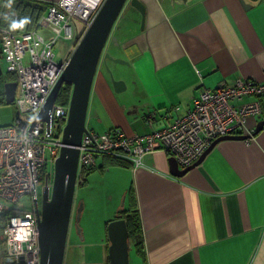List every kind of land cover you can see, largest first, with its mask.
<instances>
[{
    "label": "crops",
    "instance_id": "1",
    "mask_svg": "<svg viewBox=\"0 0 264 264\" xmlns=\"http://www.w3.org/2000/svg\"><path fill=\"white\" fill-rule=\"evenodd\" d=\"M6 2L0 0V15ZM140 2L142 29L140 14L127 2L128 20L117 23L106 42L89 96L88 130L149 134L183 117L204 90L264 80V0ZM105 53L125 66L115 78L104 73L106 63L115 62L104 60ZM254 100L261 115L247 118L242 135L253 134L264 119V94L232 101ZM94 121L99 132L90 129ZM103 158L95 171H113L108 189L122 196L106 224L123 220L116 216L127 208L129 191L140 214L144 251L130 250L127 240L129 264L132 252L136 264H264V128L247 140L219 142L180 178L170 174V157L161 150L144 155L137 170L106 165ZM107 225L99 242L66 243L63 264H109Z\"/></svg>",
    "mask_w": 264,
    "mask_h": 264
},
{
    "label": "built area",
    "instance_id": "2",
    "mask_svg": "<svg viewBox=\"0 0 264 264\" xmlns=\"http://www.w3.org/2000/svg\"><path fill=\"white\" fill-rule=\"evenodd\" d=\"M102 2L60 0L41 17L38 29L18 34L0 28V54L6 64V73L14 75L17 82L12 104L14 122L0 127V213L6 205L31 196L27 210L8 219L2 229L10 262L40 264L37 209L40 210L42 195L39 197L37 189L40 186L43 193L45 188L51 191L53 187L54 163L62 147L68 107L55 102L48 132L44 122L33 124V121ZM44 28L51 31L47 37L39 33ZM59 36L68 47L60 60H56L53 48ZM263 94L264 80L237 79L233 85L220 83L213 90L202 91L192 99V108L183 117L158 131L125 137L115 129L100 138L99 134L87 129L77 147V182L80 183L83 170L95 166L96 159L104 154H119L137 170L143 167L144 155L161 150L173 157L180 169L190 167L212 141L238 135L249 116L260 117L258 101L240 106H234L232 101ZM56 122H61L60 131L54 130Z\"/></svg>",
    "mask_w": 264,
    "mask_h": 264
},
{
    "label": "water",
    "instance_id": "3",
    "mask_svg": "<svg viewBox=\"0 0 264 264\" xmlns=\"http://www.w3.org/2000/svg\"><path fill=\"white\" fill-rule=\"evenodd\" d=\"M129 3L141 16V29L144 25L145 7L140 0H103L92 23L75 46L67 66L52 89L39 114L33 121L44 122L46 131L50 128V113L56 97L64 83L72 86L68 103V115L62 130V147L54 163V179L51 191L44 189L40 210L37 209L38 247L40 264H63L69 221L73 209V196L77 179L78 146L83 133L87 132L86 113L93 80L102 57L104 47L114 23L126 3ZM247 7L248 5H244ZM103 59L121 62L105 53ZM2 68L0 66V77ZM112 76V74H111ZM17 82L6 81L3 85L4 102L14 101ZM264 128V119L256 124L253 134L227 135L212 141L203 155L190 167L180 169L173 157L168 159L169 171L173 177L180 178L197 166L209 151L224 140H247ZM38 206V204H37ZM81 209L77 210V219ZM109 264H129L128 230L124 220L108 223ZM22 260V259H21ZM23 263L22 261L20 262Z\"/></svg>",
    "mask_w": 264,
    "mask_h": 264
},
{
    "label": "rangeland",
    "instance_id": "4",
    "mask_svg": "<svg viewBox=\"0 0 264 264\" xmlns=\"http://www.w3.org/2000/svg\"><path fill=\"white\" fill-rule=\"evenodd\" d=\"M127 5L125 4V6L123 7L122 12L118 16L113 26L112 32L115 29L117 23L122 26L126 23V20H128L127 19L128 13H126V11L124 10L127 7ZM78 26L80 27V24H78ZM138 28H141V25ZM39 33L47 37L51 34V31L49 29L44 28L40 30ZM67 47H68V43L65 40H63L61 36H59L53 48V52L55 54L56 60H60ZM26 61L27 59L25 60V62ZM0 66L2 68L3 74L8 75L6 74V64L1 54H0ZM118 68L125 69V66H123L121 63L108 61V63H106V67H104L103 69H104V73L107 76H110L112 74V77H114ZM126 68L127 71L125 72V74L131 75L132 73L131 69H129L128 67ZM2 82H3V78L0 79V86L5 83ZM14 115H15V111L13 109L12 104L0 105V127L11 125L14 122ZM88 125L89 123H87L86 126ZM97 127L98 125L95 121L93 126L90 125V129L94 128L97 132H99L97 130ZM59 128H60V124L59 122H56L54 125V130L58 131ZM99 135L100 138H103L104 134L102 135V133L101 134L99 133ZM114 177L115 176L113 171L104 174V173H100L99 170L98 171L94 170L93 174L91 172L87 175H83V178L86 181L85 184L83 185H79V183L76 184L74 196H73V209H72V213L69 221L68 233H67V240H66L67 244H69V242L82 241L83 238L84 239L87 238V240L90 239L99 242V240L103 237V235L104 234L106 235L105 233L106 221L110 219L119 209L121 197H122L121 195H120L121 197L118 196V193L112 194L111 191H109L108 189V185L110 183L113 184ZM37 190L39 197H41L42 190L40 186H38ZM30 198H31L30 195H26L24 196L23 199H21L17 203H14L12 206L14 208H18L19 210H21V212L19 213L22 215L24 211L27 210L28 208V203ZM78 209H81V211H80V216L77 219ZM132 253L133 254L131 256L130 264H136V260L134 259L135 252Z\"/></svg>",
    "mask_w": 264,
    "mask_h": 264
},
{
    "label": "trees",
    "instance_id": "5",
    "mask_svg": "<svg viewBox=\"0 0 264 264\" xmlns=\"http://www.w3.org/2000/svg\"><path fill=\"white\" fill-rule=\"evenodd\" d=\"M51 6H54V4H48L37 0H8L4 6L2 14L0 15V28L11 29L18 34L38 29V23L41 17L46 14V11ZM24 19H27L28 23H26L22 28L12 27L13 22L19 23ZM6 74L8 75L1 77L3 78V82L15 81L16 78L14 75L11 73ZM3 85L0 86V105H5ZM71 89L72 86L70 84L64 83L56 97V104L67 107L71 95ZM59 124L61 127V122H59ZM58 131H60V128ZM120 131L124 134L122 130ZM127 136L128 135H125V137ZM102 156H104L103 160L106 165L118 167H128L130 165V163L127 160H124L119 154H104ZM95 166L84 169L83 175H87L96 170ZM83 179L84 178L82 176V182ZM127 200V208H124L122 213L116 217L117 219L122 218L126 223L129 249L131 250L132 248L136 253L141 254L144 250L140 214L138 208L134 206V197L131 195V191L127 194ZM19 212H21V210L18 208H14L12 205H6L0 213V264H16L10 262L7 258L6 248L2 238V229L6 221L12 216L20 214Z\"/></svg>",
    "mask_w": 264,
    "mask_h": 264
},
{
    "label": "clouds",
    "instance_id": "6",
    "mask_svg": "<svg viewBox=\"0 0 264 264\" xmlns=\"http://www.w3.org/2000/svg\"><path fill=\"white\" fill-rule=\"evenodd\" d=\"M26 23H28V20L27 19L21 20L19 23L13 22L12 27L13 28H22ZM76 184H77V179H76Z\"/></svg>",
    "mask_w": 264,
    "mask_h": 264
}]
</instances>
